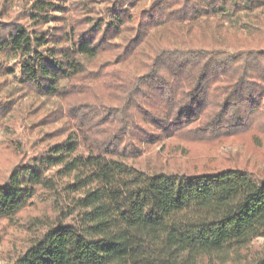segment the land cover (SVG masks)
Wrapping results in <instances>:
<instances>
[{
    "label": "trees",
    "instance_id": "16d2710c",
    "mask_svg": "<svg viewBox=\"0 0 264 264\" xmlns=\"http://www.w3.org/2000/svg\"><path fill=\"white\" fill-rule=\"evenodd\" d=\"M104 1L32 0L0 26V127L27 97L39 136L3 147L0 220L44 206L8 264H264L263 176L145 158L166 138L262 146L264 0Z\"/></svg>",
    "mask_w": 264,
    "mask_h": 264
},
{
    "label": "rangeland",
    "instance_id": "374dc122",
    "mask_svg": "<svg viewBox=\"0 0 264 264\" xmlns=\"http://www.w3.org/2000/svg\"><path fill=\"white\" fill-rule=\"evenodd\" d=\"M31 4L32 0H0V26L15 21L25 22L26 8ZM104 5V0H96V8L98 10ZM147 5H149V2ZM53 26V22L48 25L50 28H53ZM17 62L18 59L16 57L4 60V64L9 68H12ZM7 78H0V97L6 101L9 100L10 88L15 87L13 77L8 75ZM30 104L31 99L27 97L19 100L14 106L16 114L2 121V126L0 127V181L10 172L9 167L12 164L11 161H8V157L11 156L3 152V147L7 141L18 137L24 142L25 151L31 155L32 146L30 142L39 137L26 129L30 123L25 119L26 113L23 110L28 111ZM3 124H5V127H3ZM6 125H8L9 129H6ZM253 135V132H248L221 141L204 136V141L199 142H185L182 139L172 140L166 138L160 144L154 146L150 152L146 153L145 158L149 160L150 156L161 153V162L168 161L167 164L172 167L171 169H176L179 166L190 171L203 172L238 166L264 177V135L260 136L262 139L261 147L255 145ZM179 144L180 148H175ZM148 163L151 164V161L149 160ZM41 200L39 199L38 202H41ZM39 206V208L30 209L22 213L13 221L0 220V264H8L12 259L10 257H15L27 243L28 228L21 224H25L31 217L36 216L40 210L42 211L44 206L42 204ZM252 245L254 250L264 251V238L255 239Z\"/></svg>",
    "mask_w": 264,
    "mask_h": 264
}]
</instances>
